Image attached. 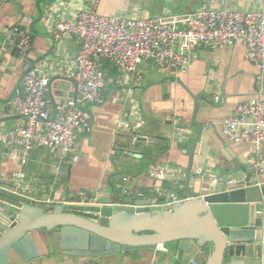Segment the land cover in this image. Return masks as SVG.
I'll list each match as a JSON object with an SVG mask.
<instances>
[{"label":"crops","instance_id":"1","mask_svg":"<svg viewBox=\"0 0 264 264\" xmlns=\"http://www.w3.org/2000/svg\"><path fill=\"white\" fill-rule=\"evenodd\" d=\"M70 1L8 0L0 3V134L10 132L24 120L13 113L4 116L9 111L6 103L13 97L26 71L13 43L4 35L5 28H25L28 19H33L32 55L34 60L47 65L50 77L48 99L52 109L63 102H75L77 90L69 82L72 80L69 75L76 69V57L82 42L75 35L57 40L42 22L48 14L57 21L73 19L74 9ZM76 1L87 7L92 2ZM202 2L101 0L99 12L124 17H157L194 12ZM208 2L220 10L264 11V0ZM40 8L43 15L38 21ZM191 53L192 63L185 73L161 69L153 62L142 63L138 67V74L142 77L139 84L125 79L111 62L103 61V67L106 65L107 68L105 103L98 106L78 104L90 112L91 120L89 128L79 132L76 151L63 156L58 151L35 148L27 162L22 164L7 157L8 149L0 143V185L16 190L18 184L13 179L14 174L22 171L21 188L16 192L49 210L56 205L45 206V200L57 192L61 195L58 204L92 203L113 190L120 194L123 188L128 193L138 191L144 199L157 192L163 198H168V193L174 195L178 192L179 200H182L184 191L181 189L190 168L192 173L209 178L210 183L211 178L221 180L232 174L238 165L253 172L251 164L255 161V147L229 141L223 133L222 121L232 116L240 104L258 97L260 90L264 98V73L249 61L242 41L217 50L196 48ZM123 80L124 84L120 85ZM170 116L180 119L182 132L179 135L169 122ZM121 120L133 126L139 123V129L120 130L118 122ZM200 133L193 156L192 147ZM152 165L167 167L174 172L180 169L182 173L166 180H156L150 175ZM253 173L255 183L264 184V172ZM195 191L198 193L199 188L196 187ZM35 243L37 250L33 246L32 253L40 256L27 262L18 258L15 264L88 261L100 264H191L193 260L206 264L208 254V250L199 253L192 241L170 242L163 245L166 251L152 247L100 252L98 246L102 242L74 228L64 229L54 241L44 244L45 247ZM81 250L87 256H73Z\"/></svg>","mask_w":264,"mask_h":264},{"label":"built area","instance_id":"2","mask_svg":"<svg viewBox=\"0 0 264 264\" xmlns=\"http://www.w3.org/2000/svg\"><path fill=\"white\" fill-rule=\"evenodd\" d=\"M8 0H0L6 3ZM101 0H92L91 6L69 3L73 7V19L57 21L48 14L42 18L45 27L59 40L67 35L80 38L82 45L76 57V69L69 75L77 85L76 102H63L52 109L48 93L50 77L47 65L34 60L32 55L33 19L29 18L25 28H5L4 35L10 40L26 71L20 86L6 103L10 114L24 118L10 132L0 134V143L8 149L6 156L24 164L35 148L58 151L63 156L77 149L79 132L88 129L90 112L82 106H98L105 103L106 71L103 61H109L125 79L139 84L142 80L138 67L153 62L157 67L177 72H187L192 63V50L207 48L217 50L242 41L248 51V59L264 73V11L238 12L213 8L203 0L194 12L165 14L157 17H124L105 15L99 12ZM69 4V5H70ZM120 81V85L124 84ZM169 122L176 134L182 132L179 118L170 116ZM139 129L128 122L119 121L118 129ZM224 135L234 144L249 143L255 147V161L251 170L264 172V98L259 96L240 104L232 116L222 121ZM135 139V138H134ZM180 169L150 167V175L156 180L173 178ZM23 172L14 174L15 183L21 188ZM217 178H211L213 185ZM20 185V186H19ZM174 201L179 199L171 195ZM90 202L91 200H87ZM61 202L59 192L45 200V206ZM156 248L166 251L163 245ZM75 264H100L88 261ZM191 264H200L193 260Z\"/></svg>","mask_w":264,"mask_h":264},{"label":"water","instance_id":"3","mask_svg":"<svg viewBox=\"0 0 264 264\" xmlns=\"http://www.w3.org/2000/svg\"><path fill=\"white\" fill-rule=\"evenodd\" d=\"M42 15L40 8L38 21ZM77 96L78 91L75 102ZM181 190L182 200L174 201L169 193L168 198L157 192L144 199L123 188L92 203H61L47 210L15 188L0 185V264L35 260L40 256L32 253L35 242L42 247L67 228L102 242L100 252L192 241L199 253L208 250L206 264H264V184L255 183L253 172L238 165L213 185L190 168ZM174 196L180 199L178 192ZM77 254L73 256H87L82 250Z\"/></svg>","mask_w":264,"mask_h":264},{"label":"trees","instance_id":"4","mask_svg":"<svg viewBox=\"0 0 264 264\" xmlns=\"http://www.w3.org/2000/svg\"><path fill=\"white\" fill-rule=\"evenodd\" d=\"M108 63V62H107ZM104 70L107 71L106 65L104 66ZM166 150V148L164 149V151Z\"/></svg>","mask_w":264,"mask_h":264},{"label":"rangeland","instance_id":"5","mask_svg":"<svg viewBox=\"0 0 264 264\" xmlns=\"http://www.w3.org/2000/svg\"><path fill=\"white\" fill-rule=\"evenodd\" d=\"M135 1H137V0H135Z\"/></svg>","mask_w":264,"mask_h":264}]
</instances>
